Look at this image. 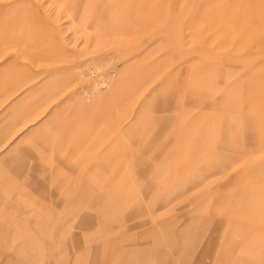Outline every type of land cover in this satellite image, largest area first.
<instances>
[{"label": "rangeland", "instance_id": "rangeland-1", "mask_svg": "<svg viewBox=\"0 0 264 264\" xmlns=\"http://www.w3.org/2000/svg\"><path fill=\"white\" fill-rule=\"evenodd\" d=\"M163 1L0 0V264H44L40 251L47 264H231L226 243L245 238L230 221L261 236L264 65H244L249 24L218 18L228 0ZM172 16L180 48L160 32ZM212 59L226 63L202 70ZM24 233L42 248L20 247Z\"/></svg>", "mask_w": 264, "mask_h": 264}, {"label": "crops", "instance_id": "crops-1", "mask_svg": "<svg viewBox=\"0 0 264 264\" xmlns=\"http://www.w3.org/2000/svg\"><path fill=\"white\" fill-rule=\"evenodd\" d=\"M228 1L232 2L231 6H229L228 9H222V10L218 11V15L217 16H218V18L221 17V16H225V18H227V16H228V19H229V21L232 22L233 26L236 23H248L249 24V27L251 29V34L248 35V41H249L248 45L250 44L249 45L250 51L249 52L247 51L245 53V55H244L245 56L244 65L245 66L250 65L248 67V70H249V72H253L251 70H254L253 68L258 67L257 65L260 62H263L262 65H264V18H263L264 17V0H228ZM27 2H28V0H14L13 4H14V6H23V5L27 4ZM241 2L243 4L242 9L244 10V14H247L249 20H243V21L241 20V16L243 14L242 11H240L242 14L239 15V16L237 15L236 12H234V11L232 12V7H235L237 5V3H241ZM102 9L103 10L104 9L105 10L106 9L107 10L115 9L116 10V6L114 4H112V3H108ZM256 13H258V16L255 17L254 15ZM213 16H214V13H213L212 17ZM112 18L115 19V20L118 19V17L116 15H111L110 16V15L106 14V15H100L99 16V21L102 20L103 22H107V21H110V19H112ZM124 19H125V22H127V19L126 18H124ZM236 20H238V21H236ZM180 21H181V19L178 18V17H174V16L169 17L166 26H163V30L160 31V32H163V33L167 32V31L172 33L169 36L171 38L170 43H171L173 48H175V47L176 48H180V47L184 46L185 43H186L185 35L181 34L179 32V29H178V31H174V29L171 26V25H173V23L180 24L182 22V21L181 22ZM117 22L119 23L120 20L118 19ZM125 22L122 21L120 23H125ZM259 29H262V30L260 31ZM193 50H195V52L197 51V53H198L199 47L196 46ZM51 52L52 51H48V54H51ZM186 54H188V53L186 52L185 55ZM226 55H228V54L226 53ZM226 55H225V57L227 58V60H229L230 59L228 57L229 55L228 56H226ZM223 62L226 63L225 60H222V61H219L218 59L214 60V61H213V59L212 60H208V61L204 62L205 64H208V66H206L204 68H201V69L202 70L203 69H207L208 67H209L208 69H210V68H213L215 66L219 67L220 64L223 63ZM259 75H262L261 77L264 78V69L262 70V73H259ZM227 85H228V83L226 84V87L228 88L230 85H228V86ZM227 88L222 90L219 93L218 96L219 97H223V96L227 95V93H228ZM258 97H261V95H259ZM250 134H255V133L252 132V133H249V135ZM260 143H262V142L258 141V143H256V145L257 144L260 145ZM225 161H226V158H225ZM218 166H215V167L218 168ZM180 173H182V172L180 171ZM245 178L246 177L243 174V175H241V177L238 180L236 179L232 183L235 184V183H237V182H239V181H241V180H243ZM194 181L195 180H193L192 182H194ZM146 189L148 191H151V192H154V193L160 191V188L158 186H156L154 183H147ZM106 210H107V208L105 209V211ZM136 210L137 211H141L142 210V205H137L136 206ZM230 215L235 217V216H238V215L244 216L245 214L244 213H240L238 211H232V212H230ZM48 220H50V219H46V220H44V222L43 221L39 222V226H37V228L38 229L39 228H43L44 224H46L48 222ZM228 224H229V221L227 222V225ZM230 227H231V230L233 231V233H243V236L245 238V240L242 241L240 244H236L234 241H231V243H228V242L226 243L227 256L230 255L231 264H234L236 262L232 258L233 255H234L236 247H239L240 252H241L239 254L240 255L239 256V258H240L239 261L244 262V264H246V263H253V264L260 263L262 261V259L264 258V250H263L262 253H259V254L255 253L254 252V246H252V243L250 241L247 242L246 239L247 240H251L250 237H252L253 239L258 237L259 244L264 249V228H262L261 236H258V230L259 229L255 228L254 226L241 224V223H234L233 224L230 221ZM29 232H31V231H29ZM3 233H4V229L0 228V238H2ZM9 235H11V232L9 233ZM22 235H23V238H20L21 235H18L16 237V238H19L18 240H19V243H20L19 244L20 247H22L24 249H27V247H34V246L37 249H39L40 247L42 248V246L39 243H37V241H36V238H37L36 234L24 233ZM61 236H64V233H61ZM21 239L23 240V243H21ZM33 241H35V243ZM224 244L225 243L221 242V247H223ZM217 246L219 247V243L217 244ZM23 255H25L26 257L28 256V254L25 251L23 252ZM32 258H33L34 261L38 260L41 263L47 264L45 256H44V254L41 253V251L37 252L36 255H32ZM80 258L82 259L81 255L80 256H75L73 258V260H72V263L73 264H78ZM5 264H8V263H5Z\"/></svg>", "mask_w": 264, "mask_h": 264}]
</instances>
